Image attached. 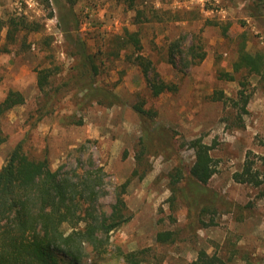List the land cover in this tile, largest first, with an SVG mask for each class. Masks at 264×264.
I'll use <instances>...</instances> for the list:
<instances>
[{"label":"rangeland","instance_id":"1","mask_svg":"<svg viewBox=\"0 0 264 264\" xmlns=\"http://www.w3.org/2000/svg\"><path fill=\"white\" fill-rule=\"evenodd\" d=\"M137 8L143 14L135 23L136 10L117 0L73 6L65 0H0V101L11 89L25 96L23 104L0 115V168L20 141L30 156L48 158L52 169L104 166L98 207L107 213L115 188L129 179L124 197L131 218L111 233L113 254L119 246L145 251L142 264H192L204 248L231 264H264V184L232 177L248 153L264 174V89L257 76L233 72L242 43L264 52V0H137ZM14 16L41 24L22 47L20 40L7 44L5 22ZM125 29L139 31L142 53L177 91L152 95L140 67L128 59L133 48L121 47L118 36ZM176 40L185 52L192 45L205 52L204 59L170 64ZM82 44L96 54L93 88L114 92L116 104L101 103L89 92ZM5 45L12 49L4 51ZM44 68L51 71L47 95L37 82ZM240 90L251 94L247 113ZM219 92L223 97L216 99ZM140 103L156 114L142 118L134 109ZM198 137L211 146L216 173L199 205L184 192L172 209L169 172L193 164L190 141ZM187 187V178L177 185ZM213 193L221 199L212 202ZM169 229L178 232L176 242L157 243V233ZM86 251L92 256L91 247ZM112 253L106 264H124Z\"/></svg>","mask_w":264,"mask_h":264},{"label":"trees","instance_id":"2","mask_svg":"<svg viewBox=\"0 0 264 264\" xmlns=\"http://www.w3.org/2000/svg\"><path fill=\"white\" fill-rule=\"evenodd\" d=\"M69 5H75L79 0H65ZM128 8L136 10L135 23L140 22L143 10L137 8V0H117ZM7 44L25 46L27 34L39 31V22L29 21L25 16H14L7 19ZM227 30V28H225ZM121 47L133 48V55L129 56L142 71L147 86L153 96L163 92H175L177 84L167 82L157 72L150 58L142 53L143 44L138 30L125 29L122 35ZM5 45L3 50L12 48ZM82 47L83 67L81 72L88 73V90L93 96H98L101 103L114 105L118 102L117 95L109 89L93 88L99 67L96 63V54L85 51ZM205 52L197 51L194 45L187 51L182 50L179 40L171 44L167 61L176 66L182 60L185 66L194 63L193 59L201 61ZM89 66V69L87 68ZM244 71L247 75L258 78L259 86L264 89V52H251L245 42L238 49L237 59L233 62V72ZM82 74V73H81ZM226 79L234 80L235 75L229 72L222 73ZM51 71L41 69L38 72V87L44 93L49 85ZM86 76V74H85ZM86 76V77H87ZM242 86L246 82L241 81ZM48 92H46V95ZM219 92L216 99H221ZM242 100V112L247 113V105L251 94L239 91ZM25 102V96L18 90H9L0 101V115ZM238 104V103H236ZM135 111L142 117L156 114L146 109L142 104L134 105ZM142 139L145 140L144 137ZM195 150L193 164L187 169L179 167L169 172L171 207L175 209V199L178 193L186 192V199L194 205H199L204 196H207L205 185L216 173V165L210 153L211 146L205 144L198 137L190 141ZM146 145V144H145ZM138 153L137 158L145 153V148ZM79 162H81L79 158ZM254 160L248 153L232 177L236 182L249 183L254 186L264 184V174L254 167ZM90 168L76 166L66 169L64 165L52 169L48 158L30 156L24 150L23 142H18L9 152L5 164L0 168V264H106L111 250V233L126 223L131 215L125 200V193L129 179L115 189V202L110 206V213L98 207V200L104 185L105 168L95 166ZM137 169L132 175H137ZM143 172L140 177L144 176ZM187 178L188 187L182 190L177 188ZM211 196L212 202L221 199L217 193ZM175 221V218H173ZM178 232L175 230H161L156 235V242L161 245L176 242ZM91 247L92 256L86 251ZM143 250L124 251L119 246L112 255L122 259L124 264H142ZM192 264H231L228 258L215 253H209L200 248Z\"/></svg>","mask_w":264,"mask_h":264}]
</instances>
